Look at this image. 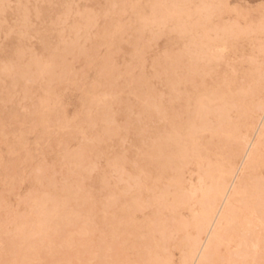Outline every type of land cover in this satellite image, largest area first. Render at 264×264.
Instances as JSON below:
<instances>
[{"label":"rangeland","instance_id":"374dc122","mask_svg":"<svg viewBox=\"0 0 264 264\" xmlns=\"http://www.w3.org/2000/svg\"><path fill=\"white\" fill-rule=\"evenodd\" d=\"M258 78L264 0H0V264H183L199 158Z\"/></svg>","mask_w":264,"mask_h":264},{"label":"bare ground","instance_id":"6f19581e","mask_svg":"<svg viewBox=\"0 0 264 264\" xmlns=\"http://www.w3.org/2000/svg\"><path fill=\"white\" fill-rule=\"evenodd\" d=\"M192 44L195 60L203 50L195 39ZM253 82L236 98V120L226 115L204 148L196 182L182 201L191 221L181 223L172 236L180 234L186 248L183 264H260L264 257V79ZM169 84L175 90L181 82ZM153 113L164 122L154 142L160 150L167 122L160 93ZM131 199L128 206L134 204Z\"/></svg>","mask_w":264,"mask_h":264}]
</instances>
